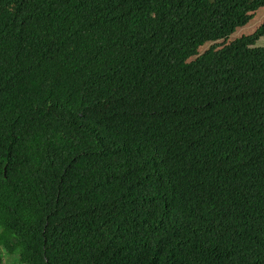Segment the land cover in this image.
I'll list each match as a JSON object with an SVG mask.
<instances>
[{
	"label": "trees",
	"instance_id": "16d2710c",
	"mask_svg": "<svg viewBox=\"0 0 264 264\" xmlns=\"http://www.w3.org/2000/svg\"><path fill=\"white\" fill-rule=\"evenodd\" d=\"M264 0H0V264H264Z\"/></svg>",
	"mask_w": 264,
	"mask_h": 264
},
{
	"label": "rangeland",
	"instance_id": "374dc122",
	"mask_svg": "<svg viewBox=\"0 0 264 264\" xmlns=\"http://www.w3.org/2000/svg\"><path fill=\"white\" fill-rule=\"evenodd\" d=\"M256 46H264V37L260 38L257 41ZM12 259H13V257H9L6 259V261L9 262L10 264H14V261Z\"/></svg>",
	"mask_w": 264,
	"mask_h": 264
}]
</instances>
